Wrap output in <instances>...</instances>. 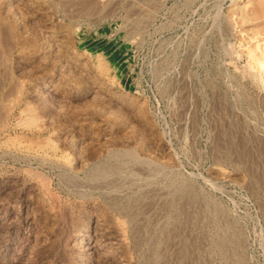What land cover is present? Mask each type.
Segmentation results:
<instances>
[{
  "label": "rangeland",
  "instance_id": "374dc122",
  "mask_svg": "<svg viewBox=\"0 0 264 264\" xmlns=\"http://www.w3.org/2000/svg\"><path fill=\"white\" fill-rule=\"evenodd\" d=\"M0 264H264V0H0Z\"/></svg>",
  "mask_w": 264,
  "mask_h": 264
},
{
  "label": "bare ground",
  "instance_id": "6f19581e",
  "mask_svg": "<svg viewBox=\"0 0 264 264\" xmlns=\"http://www.w3.org/2000/svg\"><path fill=\"white\" fill-rule=\"evenodd\" d=\"M248 53H249V52H248ZM260 61H261V60H260ZM260 61H259V62H260ZM259 62H258V64H260ZM262 63H263V62H262ZM262 63L260 64V66H263V64H262Z\"/></svg>",
  "mask_w": 264,
  "mask_h": 264
}]
</instances>
